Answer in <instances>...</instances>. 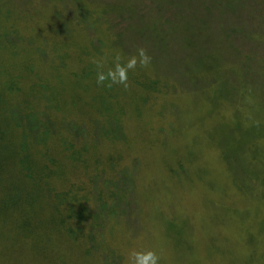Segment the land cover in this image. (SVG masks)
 I'll list each match as a JSON object with an SVG mask.
<instances>
[{"label": "rangeland", "instance_id": "1", "mask_svg": "<svg viewBox=\"0 0 264 264\" xmlns=\"http://www.w3.org/2000/svg\"><path fill=\"white\" fill-rule=\"evenodd\" d=\"M234 6L230 0H0V92L7 94L0 125L9 126L10 101L23 111L28 101L45 125L52 121L47 130L37 121L35 140L45 138L52 154L62 152L50 186L88 197L91 215L103 213V202L115 205L117 214L106 218V230L115 234L106 239L112 237L120 258L111 264H127L133 250L156 251L160 264H264V0H234ZM140 47L152 64L129 72V89L97 85V72L113 67L117 54L126 60ZM93 60L103 61V69ZM191 86L202 92L191 93ZM103 125L112 132L100 131ZM30 142L39 161L48 162V147ZM65 142L86 146L87 162L74 164ZM125 176L134 182L126 197L111 196ZM44 194L34 192L39 201L28 225L26 214L0 211V264H104L107 254L90 240L94 234L101 242L98 215L83 223L79 240L65 239L47 219L54 193ZM40 232L51 243L38 240Z\"/></svg>", "mask_w": 264, "mask_h": 264}, {"label": "trees", "instance_id": "2", "mask_svg": "<svg viewBox=\"0 0 264 264\" xmlns=\"http://www.w3.org/2000/svg\"><path fill=\"white\" fill-rule=\"evenodd\" d=\"M244 1L248 2L249 0H244ZM230 3L231 5H233L234 8H236V6H234V0H230ZM246 6L248 7L249 5H246ZM12 89H13L12 87L9 88V90H12ZM190 92L193 94L201 93L202 90L199 91V89L196 88L195 86H191ZM6 97H7V94L5 91L0 92V102H2ZM153 100H156V99H153ZM150 101L151 100H147L145 101V103L147 105H151ZM10 105L12 108L11 115L7 118L4 117V119H7L9 121L8 123L9 126L6 125V128H4V126L0 125V152H2L6 156L4 158L0 155V211L1 212L4 211L3 213H5V215L10 214L11 216H13V218L15 217V214H18L19 212H21L22 214H26L25 219L29 215L32 218L33 216L31 212L32 207H35L34 204H36V202L39 201L37 200L34 203L35 201L34 192H42L43 194L45 193L44 195H46L48 192H50V190H52L57 202L55 201L56 203L55 202L49 203V207H52V208L49 210L50 213L48 214V217H47L49 221L48 220L47 221L50 222V225L53 226L57 234L65 233L66 235L65 239L79 240V238L82 237V235L84 234L83 223L90 216H95L98 214H95V215L90 214V209L87 206L88 197L81 198L80 196L76 195L75 194L76 190L74 188H71L65 192H55V190L50 186V183L48 180L51 179L53 176H57V173H54L55 171L54 167L59 166V162L62 161V159L58 157L62 155L61 154L62 152L58 151L57 155L52 154L50 152V149L52 148H50L46 144L48 141L47 142L44 141L45 138H42L40 142H37L35 140L38 139L39 138L38 136L40 135L38 132L39 129H38L37 121H39L40 125L45 127L46 130L48 126L52 123V121L48 122L49 124L48 126L45 125V122L40 119V116L38 117L36 112L33 111L32 106L30 105L28 101H22L20 104V106L23 107L22 109L25 108L24 111H26V113L23 110H19L15 108L13 102L11 101H10ZM26 109H30V110H26ZM162 114H163V111H160L156 115L159 118V116H162ZM183 115L187 117H191V112L190 113L184 112ZM110 118L112 117H106L105 119H109V122L111 120L113 121V118L112 119ZM25 120H27V123H25ZM114 121L118 123V125L116 126H118V129H119L120 119L118 117V113L116 114V118L114 119ZM11 124L13 125L12 127H11ZM201 125H202L201 121L199 123L192 125V128L188 133L189 134L196 133L197 129ZM108 126L103 125V127L99 128V130L103 131L104 134L108 132L109 133L112 132L111 128L108 129L111 125L109 127ZM19 129L27 133V135H29L28 132L32 131L33 137H32V140L30 141H33L34 143L36 142L37 145L44 146L45 148L48 147L49 150L45 149V152L43 153L45 155H49L48 162L39 161L40 159H38L37 157H39L40 154L37 155V153L33 152L32 149L30 148L31 146V142L29 141L30 137L28 138L26 134L24 136H21L20 132H17ZM74 129L75 131H78L77 127H75ZM152 131L153 129L151 130V132ZM182 132H186V131H182ZM11 133L16 134L17 136V139L15 142H13L11 140V137H9ZM81 133L82 131H80V134ZM63 144L67 145L64 147L66 150H68L69 155H70L69 157L70 159L73 160L74 164H77V163L83 164L82 162L84 163L87 162L86 159L83 160L84 156L89 153L88 148L86 146H82L80 149H75L74 146L72 145L68 147L69 145L68 142H65ZM7 145L9 147H7ZM203 147L204 146H202V148ZM206 148L211 149L208 146H206ZM77 150L80 154H82L83 158L79 157L80 156L79 153L78 154L74 153ZM14 165L18 166V170H17L18 172L14 170L13 168ZM64 175L65 174L62 172L61 176H64ZM45 182H46V185H44ZM122 182H123V186L120 188V192L113 191L110 193L112 194L111 196L116 198L117 196L124 194V197H126V194L129 191V186L133 185L134 182L128 176H125V179ZM126 185L128 186L126 187ZM37 186L40 187L41 189L38 190ZM25 197H28V198L25 200ZM124 197H122L121 199L124 200ZM38 198H40V194ZM25 206H28V207L24 208ZM65 206L67 207L68 212H65V209L63 208ZM101 209L103 210V213L97 216V223H95L97 227L103 228L102 229L103 232L101 233V239H100L101 242L98 243L99 241L95 240L94 234L92 235L89 234V235L91 237L90 240L93 241L95 246L99 247L100 249H103L105 254H107L104 264H111L110 263L111 260H115L118 257L120 258V254H116L115 252L112 251V248H114L112 246L114 244V240L112 239V237H110L109 239H106L107 238L106 234L108 237L109 235L112 236L115 234V230L114 231L110 230V232L109 230H106L108 228V226L106 225L107 224L106 218H111V217L114 218V216L117 214V210H116L115 205L110 206L105 202L101 203ZM72 218L73 219L76 218L77 220V224L73 227L69 224V221L72 220ZM4 220H6V222H9V219L6 216H4ZM23 222H24L23 225H28L26 223L27 219L23 220ZM18 224L21 225V223H18ZM188 227H191V226L188 225ZM34 229H38V228H34ZM29 236L31 235L27 232L26 237L28 238ZM31 239L33 238L31 237ZM38 240H46L48 243H51L46 239L45 234L44 236L41 235V232H40V237L38 238ZM92 249L93 248L87 249L89 250L87 253L88 256L90 255ZM115 249L117 250V248Z\"/></svg>", "mask_w": 264, "mask_h": 264}, {"label": "clouds", "instance_id": "3", "mask_svg": "<svg viewBox=\"0 0 264 264\" xmlns=\"http://www.w3.org/2000/svg\"><path fill=\"white\" fill-rule=\"evenodd\" d=\"M98 69H103L104 62L93 60ZM152 64V57L148 55L145 48H137L136 53L128 56L126 60L122 55L117 54L113 61V67L105 71L97 72L96 83L98 86L112 88L114 86H123L125 90L129 89V72H135L139 69H149ZM162 257L154 250L135 251L129 253L127 264H160Z\"/></svg>", "mask_w": 264, "mask_h": 264}]
</instances>
